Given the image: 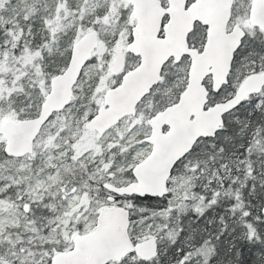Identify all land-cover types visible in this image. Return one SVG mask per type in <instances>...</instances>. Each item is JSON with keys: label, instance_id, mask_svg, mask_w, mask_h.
Masks as SVG:
<instances>
[{"label": "snow or ice", "instance_id": "6c2138e0", "mask_svg": "<svg viewBox=\"0 0 264 264\" xmlns=\"http://www.w3.org/2000/svg\"><path fill=\"white\" fill-rule=\"evenodd\" d=\"M0 264H264V0H0Z\"/></svg>", "mask_w": 264, "mask_h": 264}]
</instances>
